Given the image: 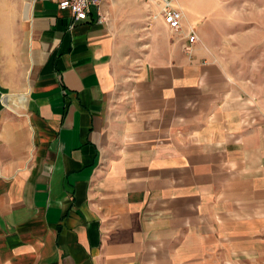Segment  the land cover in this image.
I'll use <instances>...</instances> for the list:
<instances>
[{
	"label": "crops",
	"instance_id": "crops-1",
	"mask_svg": "<svg viewBox=\"0 0 264 264\" xmlns=\"http://www.w3.org/2000/svg\"><path fill=\"white\" fill-rule=\"evenodd\" d=\"M58 2L6 0L0 264H264V104L207 38L264 1L177 0L150 44L129 26L156 5L72 25Z\"/></svg>",
	"mask_w": 264,
	"mask_h": 264
},
{
	"label": "rangeland",
	"instance_id": "rangeland-1",
	"mask_svg": "<svg viewBox=\"0 0 264 264\" xmlns=\"http://www.w3.org/2000/svg\"><path fill=\"white\" fill-rule=\"evenodd\" d=\"M255 1L258 4L262 3L264 0ZM139 4H144V9L145 7L148 8V5L141 0ZM198 6L203 7V10L205 11L208 4L202 3ZM199 9L201 10V8ZM255 10L258 11V9ZM246 11L247 8L243 12V14L246 13V17L241 15V20L251 19V22H246L247 24L237 26V28L242 29L240 33H225L224 30L229 28L224 27V25L221 24L219 26L215 25L214 29H212L215 31V34L207 35V38L209 43L216 49V53L228 61L229 69L238 75L243 84L246 85L247 89H249L264 104V15L263 12H253V15L250 14L249 16ZM141 14H143L144 18L153 13L149 14L147 10H144L143 12L134 11L132 17L138 18ZM145 20L146 23L144 24H140L141 22L136 20L129 26L130 30H134L135 33L140 34L139 44H150L153 42L149 37H146L145 40L141 37V32L143 30L142 25H144L146 29L147 23H153L150 19L148 20L144 18V22ZM13 24L14 22L10 20L8 14L6 0H0V45H2V42L8 40L7 36L9 35L11 25ZM164 27L163 24V29ZM232 27L234 28V26ZM161 29L159 28V30ZM217 29L223 33H219ZM218 47L222 49L220 50ZM1 74L5 80L10 77L7 66L2 67ZM6 82L8 83V81Z\"/></svg>",
	"mask_w": 264,
	"mask_h": 264
},
{
	"label": "built area",
	"instance_id": "built-area-1",
	"mask_svg": "<svg viewBox=\"0 0 264 264\" xmlns=\"http://www.w3.org/2000/svg\"><path fill=\"white\" fill-rule=\"evenodd\" d=\"M105 0H59L60 10L68 11L72 25L76 22L89 21L90 19L99 23L104 22L105 15L101 10V4ZM140 1V0H139ZM147 5L157 6L156 11L150 15L151 20L157 16L162 18L169 32L182 33L181 10L177 7V0H141ZM188 43L198 41L199 37L192 27L186 31Z\"/></svg>",
	"mask_w": 264,
	"mask_h": 264
}]
</instances>
